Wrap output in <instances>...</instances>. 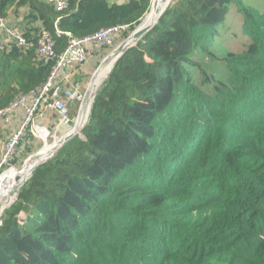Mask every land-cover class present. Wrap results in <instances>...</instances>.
<instances>
[{
	"label": "trees",
	"instance_id": "1",
	"mask_svg": "<svg viewBox=\"0 0 264 264\" xmlns=\"http://www.w3.org/2000/svg\"><path fill=\"white\" fill-rule=\"evenodd\" d=\"M66 1L57 12L0 0V116L47 81L68 46L62 33L126 26L116 45L151 5ZM234 10L243 43L214 59ZM20 11L13 28L7 17ZM105 78L80 135L39 163L3 212L0 264H264V12L243 0H172ZM28 131L14 166L32 153Z\"/></svg>",
	"mask_w": 264,
	"mask_h": 264
},
{
	"label": "built area",
	"instance_id": "2",
	"mask_svg": "<svg viewBox=\"0 0 264 264\" xmlns=\"http://www.w3.org/2000/svg\"><path fill=\"white\" fill-rule=\"evenodd\" d=\"M46 2L52 5L57 12H61L66 9V0H38ZM0 28H4V22L0 18ZM126 26L112 27L95 32L94 34L84 37L75 38L68 32L62 33L67 38L68 46L65 51L56 59L54 68L50 73L47 81L34 92L30 97H21L15 101L10 107L23 106L24 115L16 127L15 131L6 141L3 151L0 153V183L1 176L8 170L12 169L11 162L17 155V146L25 137L27 130L33 125L35 117L41 113V111L53 112L57 115L59 122L63 126H68L70 119L68 116V102H81L83 96L78 90L67 89L56 85L57 74L60 70L65 69L67 65H74L75 67H81L85 65L87 61V44H99L106 46L107 48H113L114 37L121 31H125ZM7 34L12 40H15L19 45L24 44V40L21 35L12 30H6ZM58 34H60L57 31ZM38 54L43 57L45 62L50 61L55 57L54 43L47 32L41 34ZM28 102V103H27ZM6 111L1 113L4 115Z\"/></svg>",
	"mask_w": 264,
	"mask_h": 264
},
{
	"label": "rangeland",
	"instance_id": "3",
	"mask_svg": "<svg viewBox=\"0 0 264 264\" xmlns=\"http://www.w3.org/2000/svg\"><path fill=\"white\" fill-rule=\"evenodd\" d=\"M108 1V3L109 4H113V3H118V4H121V2H115V0H107ZM154 0H151V5H150V8H149V10H148V12H147V14L149 15V11H152V9L154 8V2H153ZM168 1V2H167ZM171 1L172 0H162L161 1V3H160V6H162L164 3H166L168 6H169V4L171 3ZM245 3H248V4H252V6L257 10V11H259L260 13H262V12H264V2H262L261 0H243ZM166 4H165V6H166ZM164 6V7H165ZM168 6H166V8H165V10L167 9V7ZM152 7V8H151ZM164 7L162 8V9H164ZM165 10L162 12V15H163V13L165 12ZM234 13H232L230 16H229V21H228V23H226L225 25H226V29H223V32L221 31L220 32V34H219V36L214 40V44H213V46L211 47V53H212V56H213V58L214 59H221L222 57H223V55L226 53V52H231V53H238L237 51H238V47H239V45H241V43H243V40H242V37H241V35L239 34H237L236 32H238V31H240V28H241V25H242V21L241 20H238V18H237V16H236V14H235V10L233 11ZM23 14L24 13H20V12H14V13H10L8 16H9V18L10 17H12L13 18V22H14V24H12L11 22H9V24H10V26L11 27H13V28H15V27H18V26H20V23L19 22H16V20L18 19V17H21V16H23ZM146 14V15H147ZM145 15V16H146ZM161 15V16H162ZM143 19H145V17L143 18ZM156 24V23H155ZM138 28V27H137ZM136 28V29H137ZM233 34H235V36H233ZM128 41H129V37L126 39V40H124V41H122L126 46H127V44H128ZM223 41V42H222ZM121 43V42H120ZM120 43H118V44H116V45H114L113 46V49H115L116 48V46H118ZM132 45V44H131ZM112 49V50H113ZM112 50H110V49H108V51L106 52L105 51V57L106 56H108L110 53H111V51ZM104 57V58H105ZM103 58V59H104ZM102 59V60H103ZM196 60L199 62V63H201V65H202V68H204V67H208V70L210 69V70H212L213 72H214V74H219L220 75V77H221V80H223V79H225L226 77H227V71H226V69L225 68H223V67H221L219 64H212V62H210V61H208V60H206V58H205V56L204 55H202V56H197L196 57ZM101 63V62H100ZM99 63V64H100ZM206 65H208V66H206ZM99 66V65H98ZM220 67V68H219ZM98 68V67H97ZM112 69V65H111V67L108 69V71H107V73L99 80V82H98V85H97V87L93 90V93L95 94V93H97V91H98V89L100 88V86L102 85V83L104 82V80L106 79L105 77H106V75L109 73V71ZM98 71V70H97ZM96 74V73H95ZM93 75V74H92ZM95 76V75H94ZM93 76V77H94ZM92 76H90V77H86V79H85V85H84V87H83V84H82V89H83V91L85 90V92H86V90H87V85H90L89 83H90V81H91V79H93V78H91ZM105 78V79H104ZM104 79V80H103ZM103 81V82H102ZM85 92L83 93V92H80V94L83 96V98H84V94H85ZM93 94V95H94ZM81 104H82V101H81ZM80 104V105H81ZM80 109V108H79ZM79 109H77V111H79ZM89 111V110H88ZM84 114H85V120H84V118H83V120H81L80 122H79V124H78V126H79V128L77 129V132L75 133L77 136H79L80 135V129H81V127H83V125L85 124V121H86V118H87V114H88V112H87V114H86V112H84ZM76 118H77V116H75V117H73L72 119H70V123H69V125L68 126H63V125H61L60 123H59V121H57V119H56V117H54V116H51L50 117V120H51V122L54 124V126H52L49 130H47V133H44V134H42L41 136H42V138L43 139H45L46 141H44V144H43V141H42V139H36L35 141H34V146H33V148H32V153L29 155V156H34V155H36L37 153H39L44 147H46V149H50L49 148V146H51L52 144H53V142H54V140H57V137H59V136H63V135H65V134H69V130H71L72 128H74L77 124H75V120H76ZM72 120V121H71ZM60 124V125H59ZM75 124V125H74ZM38 134L39 133H37L36 134V136L38 137ZM76 137V136H75ZM60 138V137H59ZM74 138V137H73ZM56 153V152H55ZM55 153H54V155H55ZM53 155V156H54ZM29 156H27L26 158H24L23 159V161L22 162H20V165L19 166H14L13 164H10L11 166H13V168H15L14 169V171L13 170H9V171H7L4 175H15V173H9L8 174V172H10V171H13V172H18V170L23 166V163H24V161L29 157ZM31 156V157H32ZM52 156V157H53ZM52 157H50L48 160H50ZM48 160H46V161H48ZM45 161V162H46ZM43 162V161H42ZM44 162V163H45ZM41 164H43V163H41ZM4 175H2V176H4ZM1 176V177H2ZM0 198H1V195H0ZM14 200V199H13ZM12 202V201H11ZM8 206V205H7ZM7 208V207H6ZM5 208V209H6ZM5 211V210H4ZM3 215V214H2ZM2 217V216H1ZM210 264H222V263H220V262H218V261H216V260H212V261H210Z\"/></svg>",
	"mask_w": 264,
	"mask_h": 264
},
{
	"label": "crops",
	"instance_id": "4",
	"mask_svg": "<svg viewBox=\"0 0 264 264\" xmlns=\"http://www.w3.org/2000/svg\"><path fill=\"white\" fill-rule=\"evenodd\" d=\"M126 1L128 0H115V2H126ZM20 13L23 12L20 11ZM21 18L22 17L20 18L18 17L16 22L20 23ZM7 21L8 23L11 22L12 24H14L12 17L9 18L8 16ZM86 50H87V61L85 65H83L81 68L75 67L74 65H67L65 69H62L58 72L56 85L60 87L61 90L63 87L70 90L75 89L83 93L85 92V90L83 91L82 89V84L84 87L85 85L84 81L86 77L93 76L92 74H94L99 63L102 61V59L105 56V52H103L104 50L102 49V45L99 44H87ZM80 104L81 102L67 103L68 116L70 119H72L75 116H77L78 118L79 111H77V109L80 108ZM23 115H24L23 106H15L9 108L4 115L0 116V153L3 151L6 141L12 135V133L15 131L16 127L20 123ZM51 116L56 117L57 121H59L57 115L53 112L41 111V113H39L35 117L33 125L29 128L28 131L29 134H31L32 137L34 138L33 139L34 141L36 139H40L39 137L36 136L39 129L42 130L45 129L47 131L52 126H54V124L50 120Z\"/></svg>",
	"mask_w": 264,
	"mask_h": 264
},
{
	"label": "bare ground",
	"instance_id": "5",
	"mask_svg": "<svg viewBox=\"0 0 264 264\" xmlns=\"http://www.w3.org/2000/svg\"><path fill=\"white\" fill-rule=\"evenodd\" d=\"M154 1H153L154 2V8L152 9V11H150L149 15H147L145 17V19L140 23V25L138 27L139 31L152 28L154 26L156 20H158V17L160 16V14L165 10L166 6H168L166 3H164L162 6H160V3L162 0H154ZM165 4H166V6H165ZM163 7H164V9H162ZM133 43H134V41L132 39V36H130L127 46H131V44H133ZM111 60L112 59H109V61L105 62V64H103L99 68V70L96 72L93 79H91V81L89 83L90 85H88L87 90H86V92H87L86 98H85V94H86V92H85L84 98H82V100H81L82 104L80 105L78 118L75 120V124H77V125L74 128H72L71 130H69V134L67 133L63 136H59L60 138L57 137V140H54L53 144L51 146H49L50 149H46V147H44L39 153L30 157L27 161H25L23 163V166L18 170V172H13L15 168L10 169L13 171L8 172V174L9 173H15V175L14 174L13 175H4L7 171L3 174L4 176L1 177V183H0V195H1V198H0V218H1L5 208L10 203V200L8 199V193L15 186H21V184H23L25 182V180L28 179V177L30 176L33 169L39 163L49 159L55 153L56 148H57V144L59 143V141L61 139H63L66 136L71 137V136L76 135L75 133L77 132V129L79 128V126H78L79 122L81 120H83V118L85 120L84 112H86V114H87V112L89 110L91 98L93 97V94H94L93 90L97 87L99 80L107 73V71L111 67V65H113V62ZM88 114H87V116H88ZM81 129H82V127H81ZM38 133H39L38 137L40 139H42L43 144H44V141H46V140L43 139L41 135L44 133H47V131L45 129H43V130L39 129Z\"/></svg>",
	"mask_w": 264,
	"mask_h": 264
},
{
	"label": "water",
	"instance_id": "6",
	"mask_svg": "<svg viewBox=\"0 0 264 264\" xmlns=\"http://www.w3.org/2000/svg\"><path fill=\"white\" fill-rule=\"evenodd\" d=\"M162 13L160 14V16L158 17V19L161 17ZM158 20H156L155 23H157ZM155 25V24H154ZM139 27V26H138ZM153 28V27H152ZM152 28L150 29H144L142 31H139L138 28L133 31L128 37L132 36V39L134 41V43L131 45V46H126L123 42H121L108 56H106L102 61L101 63L99 64L98 68L96 69V71L94 72L93 76L95 75V73L97 72V70H99V68L105 64V62L109 61V59H112L111 61L113 62V65L112 67L114 66V64L117 62V60L131 47H133L146 33H148ZM111 71V70H110ZM109 71V72H110ZM109 74V73H108ZM93 76L91 78H93ZM86 95H87V92L85 94V98H86ZM96 93L93 95V97L91 98V102H90V107H89V111H90V108H91V105L93 103V99L95 97ZM85 100V99H84ZM88 111V113H89ZM89 115V114H88ZM87 119H88V116H87ZM87 119L85 121V124L87 122ZM85 124L83 125V127L85 126ZM82 127V129H83ZM81 129V130H82ZM80 130V131H81ZM76 136V135H75ZM75 136H66L64 137L63 139H61L59 141V143L57 144V148H56V151L57 152L66 142H68L69 140H71L73 137ZM54 155V154H53ZM52 155V156H53ZM32 156V155H31ZM31 156H29L25 161H27ZM51 156V157H52ZM24 161V162H25ZM44 163V162H43ZM41 165V164H39ZM38 165V166H39ZM37 166V167H38ZM36 167V168H37ZM34 168L33 171L31 172L30 176L28 177V179L32 176V173L34 172V170L36 169ZM27 179V180H28ZM27 180H25V182L23 184H21V186H15L9 193H8V199L10 200V203L11 201L15 198L17 192L19 191V189L27 182ZM9 203V204H10ZM8 204V205H9ZM1 219V218H0ZM0 224H1V221H0Z\"/></svg>",
	"mask_w": 264,
	"mask_h": 264
}]
</instances>
